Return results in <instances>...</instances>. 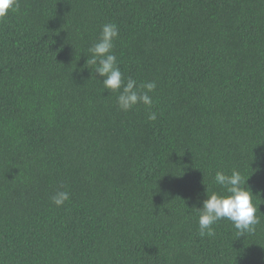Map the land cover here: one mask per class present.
I'll return each mask as SVG.
<instances>
[{"label": "trees", "instance_id": "16d2710c", "mask_svg": "<svg viewBox=\"0 0 264 264\" xmlns=\"http://www.w3.org/2000/svg\"><path fill=\"white\" fill-rule=\"evenodd\" d=\"M105 23L151 109L87 68ZM233 169L261 224L202 238L194 207ZM262 213L264 0H19L0 20V264H264Z\"/></svg>", "mask_w": 264, "mask_h": 264}, {"label": "clouds", "instance_id": "9594fccd", "mask_svg": "<svg viewBox=\"0 0 264 264\" xmlns=\"http://www.w3.org/2000/svg\"><path fill=\"white\" fill-rule=\"evenodd\" d=\"M19 9V0H0V20L6 18L12 11ZM119 37L118 26L114 23H105L102 26L97 41L88 49L91 56L86 64L94 72L103 77L104 90L118 92L117 107L119 110L128 112L137 105L143 104L151 109L153 99L150 93L156 90V82L148 81L138 84L131 77H124L118 66L117 56L114 54V42ZM149 120L155 121L157 113L149 111ZM247 180L242 174L233 169L231 174L223 170L215 172L213 183L225 190V194L209 191L206 185V199L202 206L194 207L198 212V235L212 238L215 236L213 227L216 222L227 219L232 222L235 229L243 236L245 233H254L256 226L261 224V217L257 215L260 207L254 203V194L249 190ZM70 199L67 191H57L52 197V203L61 207ZM261 213V212H260ZM264 214V213H262Z\"/></svg>", "mask_w": 264, "mask_h": 264}]
</instances>
